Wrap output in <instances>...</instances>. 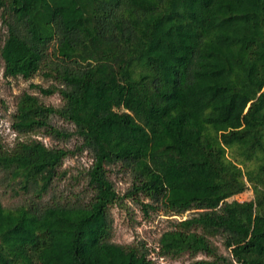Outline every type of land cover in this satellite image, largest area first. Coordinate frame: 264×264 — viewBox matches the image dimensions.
I'll return each instance as SVG.
<instances>
[{
    "label": "trees",
    "instance_id": "trees-1",
    "mask_svg": "<svg viewBox=\"0 0 264 264\" xmlns=\"http://www.w3.org/2000/svg\"><path fill=\"white\" fill-rule=\"evenodd\" d=\"M0 10L4 77L43 74L55 84L32 88L63 102L24 93L13 131L75 137L92 157L91 195L46 204L75 152L0 140V172L28 198L15 209L0 200V264H155L148 248L113 242L110 208L141 197L145 211H197L163 233L159 258L224 264L221 237L229 264H264V0H0ZM116 165L133 176L124 198Z\"/></svg>",
    "mask_w": 264,
    "mask_h": 264
},
{
    "label": "rangeland",
    "instance_id": "rangeland-1",
    "mask_svg": "<svg viewBox=\"0 0 264 264\" xmlns=\"http://www.w3.org/2000/svg\"><path fill=\"white\" fill-rule=\"evenodd\" d=\"M0 10V38L4 34L1 27ZM4 63L0 57V140L5 149H12L18 141L39 140L48 147H60L65 150L74 151L75 155L69 156L60 170V175L54 182L53 188L44 199L46 204L57 203H73L77 199L86 200L90 195V190L86 189L87 171L92 165V157L88 152H79L80 141L73 137L68 141L57 142L44 136L43 133H34L19 136L13 131L12 116L16 111L19 98L24 93L36 95L47 106L60 108L63 105L62 99L58 94L44 96L32 86L38 85L44 89H49L55 84L53 81L47 80L43 74H38L31 80L22 78H6L4 77ZM53 124L63 130L73 132L74 126L59 118L53 119ZM110 180L113 182L117 193L121 198L127 194L133 185V176L129 171L120 165L108 167ZM18 186L9 181L5 173L0 172V200L7 209H15L26 203L28 198L25 195H17ZM88 191V192H87ZM254 197L252 191H248L234 198L239 202H245ZM30 200V199H29ZM232 201V200H230ZM142 203H150L141 197L138 200L122 199L110 208L111 218L113 220V242L123 246L146 247L150 251V259L155 264H191L196 260L208 259L205 255H199L192 258L188 255L178 259L159 258L158 242L164 232L172 229L173 223L188 219L195 215L197 211H190L182 217L166 216L163 213L143 210ZM217 246L218 253L227 258L229 264L232 256L229 250L224 246V240L221 237L212 239ZM237 264V263H234Z\"/></svg>",
    "mask_w": 264,
    "mask_h": 264
}]
</instances>
